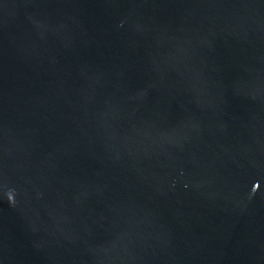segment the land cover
Instances as JSON below:
<instances>
[{"label":"water","instance_id":"1","mask_svg":"<svg viewBox=\"0 0 264 264\" xmlns=\"http://www.w3.org/2000/svg\"><path fill=\"white\" fill-rule=\"evenodd\" d=\"M0 264H264V0H0Z\"/></svg>","mask_w":264,"mask_h":264}]
</instances>
